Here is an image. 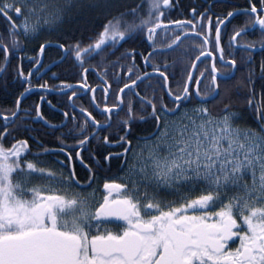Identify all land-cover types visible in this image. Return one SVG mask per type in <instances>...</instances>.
Segmentation results:
<instances>
[{
    "label": "snow or ice",
    "instance_id": "6c2138e0",
    "mask_svg": "<svg viewBox=\"0 0 264 264\" xmlns=\"http://www.w3.org/2000/svg\"><path fill=\"white\" fill-rule=\"evenodd\" d=\"M178 2L136 0L129 5L127 0H0V17L9 22L6 33L0 34V75L7 72L10 49L15 56L24 43L43 32L58 31L65 22L89 12L106 15L102 31L87 44L45 41L39 45L40 53L46 46L60 49V61H70L69 66L82 73L89 71L86 61L101 57L105 102L101 107L93 95L96 115L81 107L79 122L75 112L69 118L64 111L66 120L53 125L44 121L36 106V115L45 126L67 128L62 136H71L76 147L66 152L64 140L57 137L58 151L36 141L39 151L32 152L27 139L12 134L23 127L18 121L25 119L21 112L27 110L19 105L28 87L12 109L0 112V264H264V102L256 99L264 94V62L259 65L258 93L251 58L255 42L237 41L249 26L258 25L264 48V0H248L246 8H232L223 18L217 16L215 25L207 8L198 11L195 6L189 8L190 18L165 24L161 18ZM240 15L247 19L234 28L229 47L249 53L242 61L247 66L246 78L237 80V95L239 89H247L245 101L253 113L252 124L244 123L243 115L232 107L228 86L239 69L231 53L225 58L221 46L220 26ZM169 24L175 27L169 28ZM158 29L175 33L165 47L172 52L183 49L180 61L187 62L176 90L169 87L167 61L163 65L155 62L168 54L157 50L154 38ZM144 33L153 41L147 55L133 48L115 61L105 59L115 55L109 49L116 48L119 41ZM137 55L145 68L151 66V73L140 72ZM32 63L40 65V60ZM108 65L113 69L115 88L106 79ZM117 69L124 72L123 77ZM40 71L35 68L37 74ZM156 73L158 76L153 75ZM32 75V69L27 74L19 68L16 71V77L29 86ZM145 80L151 95L145 90L142 96L136 90L137 82ZM152 80H156L155 87ZM81 81L88 88L83 76ZM62 84L71 90L70 100L77 95L74 85ZM39 87L47 89L48 85L45 82ZM110 88L111 104L107 103ZM89 91L95 93V88ZM133 97L139 105L136 110ZM209 103H223V107L213 112ZM138 122L150 124L151 130L139 133ZM113 128L117 134L112 139L97 135ZM98 139L103 140L106 151L93 154L89 146ZM114 145L120 150H108ZM81 149L89 152L97 169L107 166L110 170L116 162L121 173V182L104 180L99 199L94 188L97 173L85 163ZM60 154H65L64 160L58 158ZM42 155L57 159L45 162ZM73 156L86 173L83 180L77 178Z\"/></svg>",
    "mask_w": 264,
    "mask_h": 264
},
{
    "label": "flooded vegetation",
    "instance_id": "af4514ba",
    "mask_svg": "<svg viewBox=\"0 0 264 264\" xmlns=\"http://www.w3.org/2000/svg\"><path fill=\"white\" fill-rule=\"evenodd\" d=\"M175 2V0H174ZM255 2V0H254ZM231 4L228 0H179L177 7L167 11L161 19L167 24L169 20H177V19H186L190 18L189 8L191 6L197 7L198 11H203L205 8L208 9V15L212 17V25H215L217 16L223 18L227 11L231 10L232 8L244 9L247 7L246 5H233L232 8H225L224 5ZM188 12V15L183 16L182 13ZM179 15H182L179 17ZM15 19V17H14ZM247 19L246 16L240 15L229 20H225V23L222 24L221 27V46L224 48V55L225 58H229V54L231 53L232 58H235L237 61V67L239 71L234 75L233 80L237 77L238 73L240 74L239 77L243 73H246V65L242 64L243 60H247L249 53L238 46H233L232 48L229 47V36L233 33L234 28H237L244 24V21ZM8 21L0 17V34H5L8 28ZM69 22H65L63 25L59 27L58 31L53 32H43L46 33L45 35L40 36H47L53 37L52 35L60 34L64 30V27ZM170 25V24H169ZM174 28V27H169ZM158 35L154 38V41L159 45L158 51L167 52L166 56H159L156 58V63L163 65L164 61L166 60L169 65V87L176 90V82L180 78V73L182 69L186 66L187 62L180 61V51L172 52L171 50H166L165 45L168 43L169 38L174 36L175 33L168 32L164 33L160 29L157 30ZM42 34V33H41ZM93 33L87 34V36H80V37H73L70 38L68 36L64 37L62 41L52 40L50 39H43L42 37H38L37 39L26 42L23 44L22 49L15 54H12L11 49L9 51V61L10 63L7 65V72L3 75H0V112H3L7 109H12L15 105V101L17 97L20 95L21 92L24 91V88L28 87L29 91L25 92L24 95L20 98V109L27 110L22 111L21 115L25 117V119L21 122L18 121V124L22 123L23 127L19 130L13 131V135L18 139H27L29 147L31 148L32 152L39 151L37 147L36 141L43 143L48 149L57 150L60 147V141L57 137H61L64 140L65 145L67 146L66 152L71 151L72 148L76 147L75 142L71 136L63 135L62 133H67V128H60V129H50L47 128L43 121L39 119L36 115V106L39 105V112L44 118V121L49 122L53 125H59L66 120V118L62 115V112L66 111L69 113V118L75 112L77 117V122L80 121V113L79 109L84 107L89 111H93L92 109V97L95 96V103L100 104L103 107L105 102L104 95L101 92V88L103 87L101 83V76L103 75L102 70L99 67L101 62V57L97 56L90 61L85 62V67H88L89 71L87 73H82L80 69L70 67V61L60 62V53L61 50L56 47H45L43 53L39 52V45L45 41H52L53 44L65 43L70 44L75 41H81L84 44L89 43L91 40H94L96 37L92 35ZM214 36V32L212 33ZM237 41L247 44L249 42H255L254 49H261V34L259 31V26L257 25L256 28H251L249 26V31L246 35L242 37H237ZM153 41L147 40L146 33L144 34H137L132 39H126L123 41H119L116 45V48L109 49V53L115 52V55H106V60L115 61L117 57L121 55L124 51L128 49H135L137 53L143 52L147 55L148 52L152 51L150 45ZM187 47V45L185 46ZM211 47V45H209ZM0 57H2V53H0ZM264 57V50L260 51H251V58L252 63H254L255 68L260 65L261 62H264L262 59ZM34 59L40 60V65H33L32 61ZM260 59V60H259ZM259 60V62L257 61ZM122 63H130V61H121ZM135 63L139 66V70L141 73L144 71H148L149 73L152 72L151 66L145 68L144 62L140 58L139 55L136 56ZM217 67H220L219 60L216 61ZM200 66V64H198ZM40 67L41 71L39 74L35 72V68ZM22 69L25 74L28 73L30 69L33 70V75L30 78L32 81L31 86L27 84H23L21 81L23 78L16 77L17 69ZM120 76H124V72L120 69L116 70ZM223 71V69H221ZM260 73V70H258ZM113 69L111 65H108V76L106 79L108 83L111 85L112 88H115L116 85L113 83L112 77ZM255 73H257L255 71ZM55 74V76H53ZM173 74H175V79L173 78ZM158 76V73L153 74ZM86 79V83L88 88L82 87L81 77ZM47 83V89H42L39 87L42 83ZM62 82L70 83L74 85L77 89V95L71 97V90L64 88ZM138 87L137 91L140 95H144L145 90L148 91L149 95H151V88L149 87V82L145 80L144 83L140 81L137 82ZM152 87L156 86V80L151 81ZM232 86V85H231ZM229 85V87H231ZM90 88H95V93L89 91ZM242 89V88H241ZM240 90V89H239ZM127 92V89H125ZM4 94V97H1V94ZM67 93V95L65 94ZM240 94V92H239ZM123 95V94H122ZM43 97V99L41 98ZM167 99V98H166ZM51 102L50 104L48 102ZM113 101V96L111 92V88L109 89V94L107 97V103L111 104ZM75 105V108L72 105ZM211 106V103L208 104V107ZM133 107L134 110L139 108V105L136 103L135 97H133ZM93 115H96V112L93 111ZM97 119H100L97 116ZM2 122V121H0ZM246 123L245 121H243ZM248 124V123H247ZM72 124L70 119L68 120V128H71ZM25 128L32 129L31 131H26ZM137 131L141 134L150 131L151 125L150 124H140L139 122L136 124ZM117 134V130L115 128L110 129L108 131H101L98 132L97 135L99 137H103L104 135H108L110 139ZM35 138L33 140L32 138ZM7 144V140L5 141ZM113 152L119 151L120 149L118 146H112L110 149ZM100 151H106L105 146L103 145V140L98 139L92 141L89 146V152L96 154ZM89 152H86L81 149V156L85 158V163L90 164L94 171H96L98 179L94 184V188L96 189V197L97 199L103 194L102 184L104 180H116V182L120 181L121 173L118 171V165L116 162H113L111 165V169L107 166L103 168V170H99L96 168V165L93 161L89 158ZM31 158V157H30ZM60 160L65 159V154H60L58 157ZM41 160L45 162L54 161L57 159L55 155H42L40 157ZM97 159L99 156L97 155ZM101 163H103L101 161ZM72 165L76 168L77 178L83 180L86 173L82 167L78 164L75 157L73 156ZM53 167H58L52 165ZM115 195V193L113 194Z\"/></svg>",
    "mask_w": 264,
    "mask_h": 264
},
{
    "label": "trees",
    "instance_id": "16d2710c",
    "mask_svg": "<svg viewBox=\"0 0 264 264\" xmlns=\"http://www.w3.org/2000/svg\"><path fill=\"white\" fill-rule=\"evenodd\" d=\"M231 4H227L224 5L225 8H232L233 5H246L247 4V0H228ZM136 0H127V3L129 5L135 3ZM183 16H187L188 12L182 13ZM182 15H179V17H181ZM106 20V15L105 14H101L99 12L93 11V12H89L86 15H84L82 18H75L73 20V22H69L66 24V26L64 27V31L60 34H55L52 35L54 38L58 41H62L64 37L68 36L70 38H77V37H82V36H87V34L89 33H93L92 35H94L95 37L97 36V34L102 31V27L101 25L105 22ZM260 60V59H259ZM259 60H257L259 62ZM264 61V57L262 59ZM256 72L255 73V80H256V89L258 91V93L260 92L259 89V84H260V73H259V65L257 66L256 64ZM181 74V73H180ZM239 73L237 75V77L234 79V81L231 82L229 87V91L231 93V99L233 101L232 105L239 108V110L242 111V113H247V115L249 116V120L248 122L250 124L253 123V115H250L245 107H246V101H245V97L248 95L247 89L246 88H242L239 90L240 94L237 95V80L240 79L239 77ZM242 79L246 78V73H243V75H241ZM221 87L223 88L224 85L221 84ZM1 97H4V94H1ZM258 100H261V102H264V94L258 95ZM224 102H227V98L225 99ZM223 107V103H217L215 105H213L211 103V106L209 107L211 109V111L213 112H218L221 108Z\"/></svg>",
    "mask_w": 264,
    "mask_h": 264
},
{
    "label": "bare ground",
    "instance_id": "6f19581e",
    "mask_svg": "<svg viewBox=\"0 0 264 264\" xmlns=\"http://www.w3.org/2000/svg\"><path fill=\"white\" fill-rule=\"evenodd\" d=\"M46 33H42L41 35H45ZM40 37H42L43 39H50L49 37H47V36H40ZM52 40H56V39H54V38H51ZM256 99H258V97H256ZM255 102V101H254ZM232 107H233V109L234 110H236V111H238V112H240L242 115H243V117H244V121L246 122V123H248V124H250L249 122H248V120H249V116L247 115V113L245 112V113H242V111L241 110H239V108H237V107H235V106H233L232 105ZM210 109V108H209ZM245 109H246V111L250 114V115H253V113L248 109V106H247V103H246V107H245ZM210 111H211V109H210Z\"/></svg>",
    "mask_w": 264,
    "mask_h": 264
},
{
    "label": "water",
    "instance_id": "95a60500",
    "mask_svg": "<svg viewBox=\"0 0 264 264\" xmlns=\"http://www.w3.org/2000/svg\"><path fill=\"white\" fill-rule=\"evenodd\" d=\"M230 19V18H229ZM168 27H175V25H168ZM182 40H183V37L181 38ZM47 47V46H46ZM166 50H170V49H165V51ZM260 50H264V48H261V49H253L252 51H260ZM201 59H203V57L201 58ZM61 61H59V63H60ZM199 64V61H197V65ZM195 74V73H194ZM20 101H22V100H20Z\"/></svg>",
    "mask_w": 264,
    "mask_h": 264
}]
</instances>
